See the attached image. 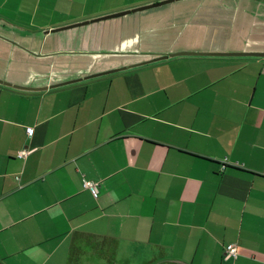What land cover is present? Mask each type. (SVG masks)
<instances>
[{"label": "crops", "instance_id": "obj_1", "mask_svg": "<svg viewBox=\"0 0 264 264\" xmlns=\"http://www.w3.org/2000/svg\"><path fill=\"white\" fill-rule=\"evenodd\" d=\"M158 1L0 0V264H82L96 237L141 264H264V56L146 62L263 53L208 29L264 31V0L52 30Z\"/></svg>", "mask_w": 264, "mask_h": 264}, {"label": "rangeland", "instance_id": "obj_2", "mask_svg": "<svg viewBox=\"0 0 264 264\" xmlns=\"http://www.w3.org/2000/svg\"><path fill=\"white\" fill-rule=\"evenodd\" d=\"M263 4L264 3H262L261 5ZM240 5L246 6V3H244L243 1L240 3ZM240 20L241 19H237L236 21ZM248 29V25L244 26L241 22H236L229 24L228 26L218 25L215 27H211V29H208V33L211 35H219L221 39H264L263 27H256L253 36H249L247 34ZM207 40L210 41V39ZM97 242L104 244L102 242V238L99 237H96L94 239H85L82 242L81 248L85 251L86 254V256H83L82 258V264H141V260L137 259V255L135 253H131L129 251H121L116 247H111L109 249H105L106 251H103L102 246L100 248L103 252H101L99 251V244ZM58 264H67L65 258L60 259Z\"/></svg>", "mask_w": 264, "mask_h": 264}, {"label": "water", "instance_id": "obj_3", "mask_svg": "<svg viewBox=\"0 0 264 264\" xmlns=\"http://www.w3.org/2000/svg\"><path fill=\"white\" fill-rule=\"evenodd\" d=\"M170 1H173V0H162V1H158L156 3L147 4V5H144V6L137 7V8L124 10V11H119V12H115V13H112V14H109V15H104V16H101V17H96V18H93V19L80 21V22H77V23H74V24H70V25H67V26L54 28L52 30L53 31H58V30H62V29H67V28H72V27H75V26L84 25V24H87L89 22H96V21L104 20V19L110 18V17L121 16V15H124V14H128L130 12H134V11H137V10H142V9H145V8H148V7L157 6V5H160V4H163V3H167V2H170ZM175 55H251V56H264V52L263 53H259V52H256V53L178 52V53H172V54H168V55H162L160 57L148 60L146 62H150V61H153V60L166 58L168 56H175ZM121 69L123 70L124 68L113 69V70L107 71L106 73L112 72V71H118V70H121ZM96 75H98V74H96ZM92 76H95V75H92ZM0 82H2V81L0 80ZM6 84H8V83H6Z\"/></svg>", "mask_w": 264, "mask_h": 264}, {"label": "built area", "instance_id": "obj_4", "mask_svg": "<svg viewBox=\"0 0 264 264\" xmlns=\"http://www.w3.org/2000/svg\"><path fill=\"white\" fill-rule=\"evenodd\" d=\"M32 129L31 128H28L26 130V134L28 136H30L32 134ZM27 155V150H21L19 151L18 153V157H25ZM83 186L87 189L90 190V192L93 194V195H96L97 193V187L94 183L90 182V181H86L84 180L83 181ZM225 254L229 257H231L233 260H235L237 258V247H236V243H231L227 246H225Z\"/></svg>", "mask_w": 264, "mask_h": 264}]
</instances>
